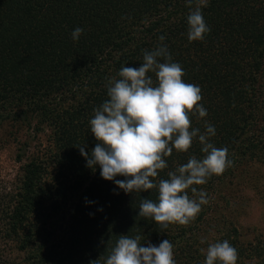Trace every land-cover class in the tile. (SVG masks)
Masks as SVG:
<instances>
[{
	"label": "trees",
	"instance_id": "1",
	"mask_svg": "<svg viewBox=\"0 0 264 264\" xmlns=\"http://www.w3.org/2000/svg\"><path fill=\"white\" fill-rule=\"evenodd\" d=\"M202 13L210 32L189 42L186 0H0V123L8 116L30 121L35 111V128H49L53 143L48 160L30 153L0 217V238L24 254L18 264H104L120 235H140L142 246L169 239L178 247V234L191 229L161 230L138 216L142 199L157 202L158 189L125 193L100 176L99 165L87 167L77 148L90 153L97 143L89 120L108 99V80L119 79L124 66L139 67L144 52L161 44L182 66V79L201 89L207 115L190 114L192 128L204 133L206 124L214 126L209 142L226 147L233 161L192 187L214 200L223 176L235 173L236 158L264 160V0H209ZM76 27L83 33L74 41ZM148 75L155 84V74ZM201 147L195 137L187 152L173 148L167 167L150 179L158 184L190 157L202 159ZM188 195L196 198L190 189ZM202 208L198 218L209 210ZM225 219L216 242L228 240L237 264H250L264 239L244 246ZM2 252L0 264H14Z\"/></svg>",
	"mask_w": 264,
	"mask_h": 264
},
{
	"label": "clouds",
	"instance_id": "2",
	"mask_svg": "<svg viewBox=\"0 0 264 264\" xmlns=\"http://www.w3.org/2000/svg\"><path fill=\"white\" fill-rule=\"evenodd\" d=\"M186 2L187 38L189 42L202 41L210 32L202 13L209 0ZM82 33L83 29L76 27L71 37L76 41ZM158 39L164 41L165 37ZM171 61L167 46L161 44L144 52L139 67H122L117 73L119 79L110 78L106 84L108 99L93 109L94 116L89 120L97 143L90 153L82 144L77 146L87 167L94 169L99 165L100 176L113 181L125 193L158 189L157 202L142 199L137 215L151 219L161 230L170 224L187 226L193 222L201 206L209 201L203 190L192 186L205 184L213 175H222L233 164L226 147L217 148L209 142L216 134L214 126L206 124L204 133L192 128L190 114H198V118L207 115V109L200 104L201 89L186 83L182 66ZM150 72L156 76L155 84ZM195 137L206 155L202 159L190 157L187 163L168 172V179L154 183L150 178H156L158 170L167 167L164 157L170 156L173 148L187 152ZM117 176L124 179H115ZM189 189L196 198L189 197ZM141 240L140 235H120L104 264H176L174 245L169 239L158 246H142ZM237 260V249L223 240L209 244L204 264H237Z\"/></svg>",
	"mask_w": 264,
	"mask_h": 264
},
{
	"label": "rangeland",
	"instance_id": "3",
	"mask_svg": "<svg viewBox=\"0 0 264 264\" xmlns=\"http://www.w3.org/2000/svg\"><path fill=\"white\" fill-rule=\"evenodd\" d=\"M84 88L87 86L84 85ZM35 113V111L31 113L30 121L9 116L1 119L0 217L4 216L3 210L9 203L22 166L30 153L34 152L39 158L48 160L49 151L53 150L50 129L35 128L37 122ZM18 152L22 155L21 159H17ZM256 161L258 160L236 158L235 173L232 176L226 173L220 185L216 186L218 192L216 196L213 194L214 200H208L212 207L208 202L209 210H205L206 213L201 218L196 217L186 226L187 229L191 227L189 231L178 234L180 241L178 247L174 246L176 264H190L196 260L204 264L207 247L216 242V228H224L223 224L227 222L225 218L232 221L237 235H241L239 240L244 242V246L264 239V160ZM215 207L218 209H214ZM188 242L191 245H188ZM261 245L257 246L261 250L260 253L257 252L259 257L257 259L255 256L252 257L250 264L264 262V242ZM202 249L204 251H201ZM0 250L3 251L1 253L3 259H10L14 264L23 263L24 254L13 243L0 238Z\"/></svg>",
	"mask_w": 264,
	"mask_h": 264
}]
</instances>
